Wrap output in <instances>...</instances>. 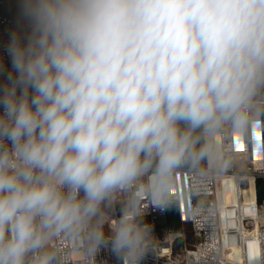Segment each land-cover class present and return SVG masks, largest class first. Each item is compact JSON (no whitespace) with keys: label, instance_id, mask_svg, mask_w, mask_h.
<instances>
[{"label":"clouds","instance_id":"9594fccd","mask_svg":"<svg viewBox=\"0 0 264 264\" xmlns=\"http://www.w3.org/2000/svg\"><path fill=\"white\" fill-rule=\"evenodd\" d=\"M0 86V264H54L50 241L143 264L176 169L264 111V0H21ZM107 228V231H106ZM249 264H264L259 247Z\"/></svg>","mask_w":264,"mask_h":264},{"label":"built area","instance_id":"2783aa9c","mask_svg":"<svg viewBox=\"0 0 264 264\" xmlns=\"http://www.w3.org/2000/svg\"><path fill=\"white\" fill-rule=\"evenodd\" d=\"M15 32L10 0H0V86L11 71L7 46ZM264 108V99H257ZM222 162L187 163L176 169L171 196L161 207L140 188L115 194L108 213L119 216L123 204L135 196L146 210L145 221L152 225L155 239L143 264H249L257 247L264 253V113L239 137L230 132L220 144ZM234 178L239 188V203L227 204L222 181ZM258 182L263 197L258 195ZM253 188L254 197L251 193ZM173 212L179 230L167 227ZM56 253L54 264H127L105 247L89 255L82 241L59 236L50 241Z\"/></svg>","mask_w":264,"mask_h":264},{"label":"rangeland","instance_id":"374dc122","mask_svg":"<svg viewBox=\"0 0 264 264\" xmlns=\"http://www.w3.org/2000/svg\"><path fill=\"white\" fill-rule=\"evenodd\" d=\"M11 4V12H12V18H13V24L15 32L18 33L20 36H25L27 32L29 31L27 23L21 18L20 15V4L21 0H10ZM257 99H264V92H262ZM206 163V159L204 160ZM222 189L223 191H228L229 186L227 188L226 180L222 181ZM109 208H106L105 211L108 212ZM172 216H175L173 212H171ZM107 231V228H106Z\"/></svg>","mask_w":264,"mask_h":264},{"label":"bare ground","instance_id":"6f19581e","mask_svg":"<svg viewBox=\"0 0 264 264\" xmlns=\"http://www.w3.org/2000/svg\"><path fill=\"white\" fill-rule=\"evenodd\" d=\"M214 163L217 165H220L222 162L221 159V152H220V146L217 149V151L213 155ZM226 180L227 188L229 186L228 191H223L224 199L227 204H237L239 203V188L234 178L231 177H225L223 178V181ZM251 192V191H250ZM250 197H254L252 193H247Z\"/></svg>","mask_w":264,"mask_h":264},{"label":"trees","instance_id":"16d2710c","mask_svg":"<svg viewBox=\"0 0 264 264\" xmlns=\"http://www.w3.org/2000/svg\"><path fill=\"white\" fill-rule=\"evenodd\" d=\"M204 162L205 161H202L200 164H204ZM251 193L252 195H254L253 188L251 189ZM258 195L259 199L261 200V198L263 197V186L261 182H258ZM165 225H167V227L171 228L172 230H179L180 228L179 222L177 221L175 216L171 215V212H169V214L167 215V222L165 223Z\"/></svg>","mask_w":264,"mask_h":264}]
</instances>
